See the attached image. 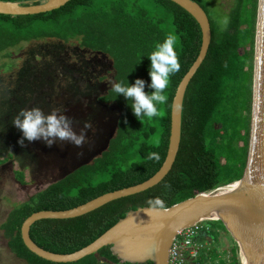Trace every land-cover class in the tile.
Returning a JSON list of instances; mask_svg holds the SVG:
<instances>
[{
    "label": "trees",
    "instance_id": "obj_1",
    "mask_svg": "<svg viewBox=\"0 0 264 264\" xmlns=\"http://www.w3.org/2000/svg\"><path fill=\"white\" fill-rule=\"evenodd\" d=\"M1 1L28 5L45 0ZM195 1L209 17L212 39L184 96L180 149L171 170L155 186L113 200L87 214L36 221L30 236L40 247L60 254L76 252L130 210L150 207L149 199L160 197L167 208L243 178L251 132L259 0H233L229 6L223 0ZM224 16L229 18V24L222 30L217 20ZM168 34L177 37L181 68L171 77L166 89L168 103L159 106L161 115L140 121L133 113L131 102L123 96L116 98L111 88L100 96L101 103L115 104L120 111L115 135L92 162L12 208L1 228L18 258L28 264H131L121 262L111 246L74 262L46 260L25 245L22 225L35 212L72 209L105 193L142 183L159 171L168 152L173 99L200 53L202 30L197 20L172 0H70L48 12L0 14V58L12 56L11 49L25 42L55 39L76 43L111 59L114 83L126 81L131 85L137 79L144 80L146 94L154 91L150 87L151 61L147 55ZM12 67L2 64L0 73ZM155 136L159 138L157 144L152 143ZM153 154L159 159L153 158ZM14 159L15 155L9 153L0 158V164ZM14 171L22 185L32 183L25 170L16 167ZM206 224L210 229L201 233L203 241L213 242L220 230L229 232L221 220H208ZM207 249L189 263L241 264L237 243L229 262L221 259L216 250Z\"/></svg>",
    "mask_w": 264,
    "mask_h": 264
},
{
    "label": "water",
    "instance_id": "obj_2",
    "mask_svg": "<svg viewBox=\"0 0 264 264\" xmlns=\"http://www.w3.org/2000/svg\"><path fill=\"white\" fill-rule=\"evenodd\" d=\"M70 0H45L37 4L1 1L0 14L28 15L58 9ZM188 11L202 30L200 53L181 80L172 103L171 134L166 159L148 180L105 193L68 210H43L30 215L22 225L25 245L38 256L53 262H74L111 246L121 262L169 264L170 251L181 230L195 223L221 220L238 242L246 264H264V0H259L255 36L252 120L247 166L242 179L178 202L167 211L139 207L130 210L115 225L84 248L69 254L54 253L37 245L31 226L40 219H66L87 214L103 205L145 191L171 170L181 143L182 110L187 87L204 61L212 39L209 17L195 0H172ZM243 264V261H242Z\"/></svg>",
    "mask_w": 264,
    "mask_h": 264
},
{
    "label": "rangeland",
    "instance_id": "obj_3",
    "mask_svg": "<svg viewBox=\"0 0 264 264\" xmlns=\"http://www.w3.org/2000/svg\"><path fill=\"white\" fill-rule=\"evenodd\" d=\"M223 1L227 6L233 2ZM11 53L10 57L0 58V66L13 65L0 73V158L15 155L14 160L0 164V264H28L9 248L2 223L14 206L101 155L115 135L120 111L115 104L99 101L114 83L112 61L105 54L55 39L25 42ZM33 107L45 113L64 109L77 134L90 123L87 143L78 148L57 140L48 147L43 140H25L22 146L18 143L22 133L12 120L21 109ZM158 142L155 136L152 143ZM16 167L25 170L32 183L22 185L15 176ZM235 243L238 245L230 231L220 230L206 249L216 250L229 262ZM237 251L242 264L239 245Z\"/></svg>",
    "mask_w": 264,
    "mask_h": 264
},
{
    "label": "clouds",
    "instance_id": "obj_4",
    "mask_svg": "<svg viewBox=\"0 0 264 264\" xmlns=\"http://www.w3.org/2000/svg\"><path fill=\"white\" fill-rule=\"evenodd\" d=\"M217 23L222 30L226 29L229 18L224 16L218 19ZM176 45L177 37L168 34L163 42H158L155 49L147 55L151 61L150 87L154 90L151 94L145 93V81L142 79H137L131 85L126 81H120L111 86L110 92L114 93L116 98L123 96L131 102L133 113L140 121L160 116L159 106L168 103L166 89L169 87L171 77L181 68ZM63 113L62 108H55L49 113H45L39 107L21 109L12 120L13 126L22 133L18 143L23 146L25 140L28 142L43 140L48 147H52L57 140H61L82 148L88 141L87 130L92 125L86 123L84 129L77 134L71 127V120ZM153 158L159 159L155 154ZM147 203L152 209L167 211L165 202L160 197L149 199Z\"/></svg>",
    "mask_w": 264,
    "mask_h": 264
},
{
    "label": "built area",
    "instance_id": "obj_5",
    "mask_svg": "<svg viewBox=\"0 0 264 264\" xmlns=\"http://www.w3.org/2000/svg\"><path fill=\"white\" fill-rule=\"evenodd\" d=\"M209 229L210 227L206 224V221H202L181 230L174 239L169 264H190V260H197L208 243L201 240L200 235Z\"/></svg>",
    "mask_w": 264,
    "mask_h": 264
},
{
    "label": "bare ground",
    "instance_id": "obj_6",
    "mask_svg": "<svg viewBox=\"0 0 264 264\" xmlns=\"http://www.w3.org/2000/svg\"><path fill=\"white\" fill-rule=\"evenodd\" d=\"M242 261H243V264H246L245 261H244V259Z\"/></svg>",
    "mask_w": 264,
    "mask_h": 264
}]
</instances>
